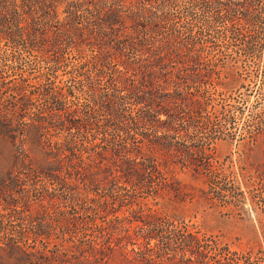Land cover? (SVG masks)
Segmentation results:
<instances>
[{
    "label": "trees",
    "instance_id": "1",
    "mask_svg": "<svg viewBox=\"0 0 264 264\" xmlns=\"http://www.w3.org/2000/svg\"><path fill=\"white\" fill-rule=\"evenodd\" d=\"M61 7L67 16L52 26ZM256 11L255 0H0V92L32 102L36 92L19 63L37 62L44 64L38 95L52 104L22 123L25 105L0 103V230L20 228L0 233V264H183L148 259L128 244L138 222L152 227L186 217L172 199L160 209L150 204L187 186L174 165L193 169L196 179L201 166L213 177L234 175L221 167L216 148L186 142L193 126L234 107L237 80L228 73L222 81L220 68L229 62L214 49L215 37L201 38L204 29L223 22V46L254 54L256 42L244 31L256 24ZM65 63V73L78 76L94 109L105 113L102 125L67 113L78 98L70 86L45 87V76L57 77ZM237 162L250 190L252 173L264 168V141L245 144ZM258 184L264 190V171ZM109 188L126 196L139 190L130 198L131 218L108 219L116 200L101 192Z\"/></svg>",
    "mask_w": 264,
    "mask_h": 264
},
{
    "label": "rangeland",
    "instance_id": "2",
    "mask_svg": "<svg viewBox=\"0 0 264 264\" xmlns=\"http://www.w3.org/2000/svg\"><path fill=\"white\" fill-rule=\"evenodd\" d=\"M255 3L257 7L256 24L252 26L250 33L244 31L248 37H253L252 42H256L254 54L244 56L242 51L239 53L240 47L226 49L223 46V33L225 32L223 22L216 24L212 29L205 28L202 33V39L215 37L213 39L217 41V45L214 49L222 51L225 62H229L230 69L220 68L222 81L227 80L226 74L228 73L237 80L232 94L234 99L229 100V104L234 107L230 108V112L219 113V116L213 118L210 124L205 125L201 121L198 127L193 126L186 142L188 145L195 146L196 149L216 148L221 167H225L226 170L230 169L234 175L227 178L213 177L206 167L201 166V175L196 179L193 169H186L182 172L181 163L174 165L178 172L177 179L187 186H173L172 189L163 192V196L158 199V205L154 204L153 199H150V204L154 209H160L172 199V203H177L175 208L184 211L186 217L183 220H159L155 223L157 227L156 225L148 227L143 222L136 223L141 227L132 232L134 244L129 243L128 248L141 251V255L143 254L148 259L183 264H264V190L258 184V176L264 168L257 172L254 166L252 182L255 183L249 190L240 176L237 162L239 151L245 144L255 140L261 143L264 141L261 135L264 131V0H255ZM66 16L67 14L61 7L58 19L52 21L51 25L59 26ZM38 20L45 23L42 18ZM71 23L75 27L80 26L76 21ZM66 64L57 73V77L55 71H50L45 76V87L53 92V87L59 85L60 82L70 86L78 98L75 102L76 106L68 104L67 113L84 122L90 120L93 125H102L106 120L105 113L102 110L98 111L97 106L94 109L89 96L84 92L87 87L83 90L78 76L65 73ZM19 65L22 66L24 77L28 80L25 84L34 86L31 88L34 89L36 95L31 96L32 102H28L24 97L15 100L3 91L0 92V103L7 108H14V105H25L27 109L22 113L21 122L28 123L29 114L38 111L47 112L52 104L46 97L38 95L42 91V88H39L38 77L44 72V64L20 62ZM3 71L5 76H10L11 73L7 69ZM87 75H92L99 82V78H96L94 73ZM20 76L19 74L16 77V82H21ZM85 80L88 81V78L86 77ZM205 87L206 84H202L201 89ZM208 88L210 91L206 97L211 99L214 88L211 86ZM217 88L224 90L222 86H217ZM111 141L117 143L118 139L112 138ZM197 164L201 165L202 161L199 160ZM33 187L29 189L30 200H35L37 195ZM138 192V189H132L129 196H126L118 189L102 190L101 195L105 193L116 200V205L111 204L115 212L108 219L131 218L130 202L132 201L130 198ZM102 200L106 199L102 198ZM112 202L109 199V203ZM92 208L95 209V206ZM93 211L90 214H94ZM103 220L101 219V222ZM141 220L147 222L145 217ZM161 221L169 222L161 224ZM20 223L21 221H16V224ZM115 223L119 227L123 225ZM19 229L10 227L5 232L0 230V233L17 234L16 231ZM153 229H159V231L152 233ZM142 234H148V238L144 239L141 237ZM139 242L142 244L140 249L137 245Z\"/></svg>",
    "mask_w": 264,
    "mask_h": 264
}]
</instances>
